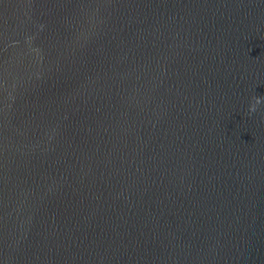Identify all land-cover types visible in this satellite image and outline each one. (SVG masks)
<instances>
[{
  "label": "water",
  "instance_id": "95a60500",
  "mask_svg": "<svg viewBox=\"0 0 264 264\" xmlns=\"http://www.w3.org/2000/svg\"><path fill=\"white\" fill-rule=\"evenodd\" d=\"M0 264H264V0H0Z\"/></svg>",
  "mask_w": 264,
  "mask_h": 264
},
{
  "label": "clouds",
  "instance_id": "9594fccd",
  "mask_svg": "<svg viewBox=\"0 0 264 264\" xmlns=\"http://www.w3.org/2000/svg\"><path fill=\"white\" fill-rule=\"evenodd\" d=\"M262 98L259 97H253L252 101L250 102L249 108H248V113L252 114L256 112L257 107L261 104Z\"/></svg>",
  "mask_w": 264,
  "mask_h": 264
}]
</instances>
